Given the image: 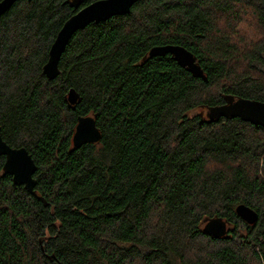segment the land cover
I'll list each match as a JSON object with an SVG mask.
<instances>
[{"label":"trees","instance_id":"trees-1","mask_svg":"<svg viewBox=\"0 0 264 264\" xmlns=\"http://www.w3.org/2000/svg\"><path fill=\"white\" fill-rule=\"evenodd\" d=\"M68 1L21 0L0 19V134L33 159L37 196L0 157V264H264V129L197 113L264 102V0H136L76 32L48 80ZM164 45L192 53L206 81L149 57ZM83 116L101 138L74 147ZM212 218L226 236L203 233Z\"/></svg>","mask_w":264,"mask_h":264},{"label":"water","instance_id":"water-1","mask_svg":"<svg viewBox=\"0 0 264 264\" xmlns=\"http://www.w3.org/2000/svg\"><path fill=\"white\" fill-rule=\"evenodd\" d=\"M18 1L21 0H0V19ZM81 2L82 0L67 2L71 8L77 11L64 22L50 46L47 62L42 67V73L48 80H54L59 75L60 58L76 32L92 23L98 24L114 16L128 14L136 0H97L78 10ZM148 55L149 57L170 55L178 66L186 69L191 75L206 81V77L194 55L182 46H156L150 49ZM65 99L71 110H74L75 105L80 102V96L74 89L68 91ZM206 116L209 121L220 118L226 120L239 119L264 129V102L229 96L225 98L224 104L208 108ZM100 138L101 134L94 117L77 118L72 135L74 147L98 143ZM0 157L4 158L2 171L11 177L12 183L16 186H22L28 193L36 196L34 191L36 182L33 178L36 166L27 150L24 147H10L3 141L0 134ZM235 212L248 225H253L257 221L256 212L246 205H238ZM202 231L209 237L221 238L228 233V223L221 218H212L204 222Z\"/></svg>","mask_w":264,"mask_h":264},{"label":"rangeland","instance_id":"rangeland-1","mask_svg":"<svg viewBox=\"0 0 264 264\" xmlns=\"http://www.w3.org/2000/svg\"><path fill=\"white\" fill-rule=\"evenodd\" d=\"M197 113H198L201 117L206 118L207 110H206V109L201 110V111L198 110Z\"/></svg>","mask_w":264,"mask_h":264},{"label":"flooded vegetation","instance_id":"flooded-vegetation-1","mask_svg":"<svg viewBox=\"0 0 264 264\" xmlns=\"http://www.w3.org/2000/svg\"><path fill=\"white\" fill-rule=\"evenodd\" d=\"M206 118H207V116H206Z\"/></svg>","mask_w":264,"mask_h":264}]
</instances>
